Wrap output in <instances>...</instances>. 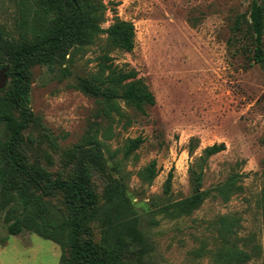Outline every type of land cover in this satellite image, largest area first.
I'll list each match as a JSON object with an SVG mask.
<instances>
[{
    "label": "rangeland",
    "instance_id": "rangeland-1",
    "mask_svg": "<svg viewBox=\"0 0 264 264\" xmlns=\"http://www.w3.org/2000/svg\"><path fill=\"white\" fill-rule=\"evenodd\" d=\"M251 2L104 0L103 27L116 16L135 24L133 51L112 49L110 55L120 68L135 69L155 94L156 103L145 112L120 102L125 117H108L95 97L71 85L78 75L96 72L106 34L72 63L69 53L55 71L40 65L32 69L29 106L36 119L24 130L22 146L30 163L55 178L66 176L78 146L94 138L103 142L107 173L121 176L112 169L114 161L121 163L128 195L153 244L150 255L136 264H214L212 252L218 241L212 223L228 213L241 216V236L253 235L264 247L259 207L264 189V63L254 61L253 46L244 36ZM33 14L31 2L25 7L22 0H0V25L15 39L32 31ZM238 18L242 29L235 30ZM3 96L0 93V100ZM5 112L0 109L1 118ZM139 136L141 146L124 159L128 139ZM5 140L1 123L0 149ZM221 142L226 144L224 151L197 160L204 148ZM153 161L157 175L149 183L140 172ZM194 163L209 197L191 215L176 216L164 207L193 194ZM231 179L242 188L225 200L216 188ZM105 180V175L95 177L99 191ZM1 186L0 182V264H59L63 253L59 242L30 229L9 233ZM42 199L49 206L60 204L59 196ZM94 239L100 240L97 226ZM202 246L205 250L200 251ZM247 264H264V252Z\"/></svg>",
    "mask_w": 264,
    "mask_h": 264
},
{
    "label": "trees",
    "instance_id": "trees-1",
    "mask_svg": "<svg viewBox=\"0 0 264 264\" xmlns=\"http://www.w3.org/2000/svg\"><path fill=\"white\" fill-rule=\"evenodd\" d=\"M22 1L25 7L30 2L34 7L32 31L15 39L0 25V70L10 67V81L0 89V93H4L0 109L6 111L0 117V124L4 123L6 131V140L0 149L1 207L6 211L9 233L16 235L30 229L59 242L63 246L59 264L143 263L153 250V244L141 227L140 216L128 195L121 163L114 161L112 167L121 172V176L107 173L103 142L94 138L89 144L78 146L73 153L70 172L57 178L41 165L30 163L22 147L25 143L23 132L36 119L29 106L33 67L40 65L55 71L67 61L69 53L72 63L77 54L86 52L103 34H106V44L105 51L98 56V69L89 76L78 75L71 85L95 97L108 117L114 114L125 117L120 102L140 112L156 103L155 94L138 72L120 68L110 55L112 49L133 51L135 24L116 16L110 26L103 27L101 23L107 9L104 0ZM27 13L26 8L24 14ZM241 21L238 18L235 30L242 29ZM246 24L244 36L253 46V59L264 63V0H252ZM142 142L141 136L128 139L123 149L124 159ZM190 149L193 151V146ZM225 149L224 142L214 143L204 148L197 160L205 161ZM110 156L114 159L115 153ZM194 165L190 169L193 194L167 204L164 209L169 213L191 215L209 197L210 192L202 189V175ZM98 174L105 175L106 179L100 191L95 185ZM156 175L155 161L140 172L149 183ZM172 180L171 171L166 182L167 193ZM241 188L231 179L216 190L228 200ZM43 196H59V206H49ZM259 207L264 222V189ZM96 226L100 229L99 241L94 239ZM212 228L218 241L212 252L214 264H247L254 257L262 256L264 247L253 235H240L243 226L239 213L219 215ZM203 250L205 246L200 249Z\"/></svg>",
    "mask_w": 264,
    "mask_h": 264
},
{
    "label": "water",
    "instance_id": "water-1",
    "mask_svg": "<svg viewBox=\"0 0 264 264\" xmlns=\"http://www.w3.org/2000/svg\"><path fill=\"white\" fill-rule=\"evenodd\" d=\"M9 70H10L9 66H6L0 70V89L5 88L7 83H8V80H9L8 72H9Z\"/></svg>",
    "mask_w": 264,
    "mask_h": 264
}]
</instances>
